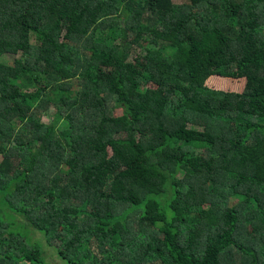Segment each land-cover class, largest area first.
<instances>
[{
    "label": "trees",
    "instance_id": "16d2710c",
    "mask_svg": "<svg viewBox=\"0 0 264 264\" xmlns=\"http://www.w3.org/2000/svg\"><path fill=\"white\" fill-rule=\"evenodd\" d=\"M0 264H264V0H0Z\"/></svg>",
    "mask_w": 264,
    "mask_h": 264
},
{
    "label": "rangeland",
    "instance_id": "374dc122",
    "mask_svg": "<svg viewBox=\"0 0 264 264\" xmlns=\"http://www.w3.org/2000/svg\"><path fill=\"white\" fill-rule=\"evenodd\" d=\"M174 2L176 4H183V3H185V0H174ZM150 14H151L150 12H147L146 16H148ZM206 86L214 92V95L216 97L222 98L224 95H226L228 93L241 94L243 92L245 82L240 81V80L237 81V80H228V79H223V78H218V77H212L207 81ZM196 101L200 104H203L204 99L197 98ZM117 115H120V112H117ZM30 229L32 232L31 233L32 238L39 239L41 237V235H43L42 233L34 230L33 228H30ZM46 245H47V247H49L48 244H46ZM53 259H55L54 261L61 263V260H58L56 257Z\"/></svg>",
    "mask_w": 264,
    "mask_h": 264
}]
</instances>
